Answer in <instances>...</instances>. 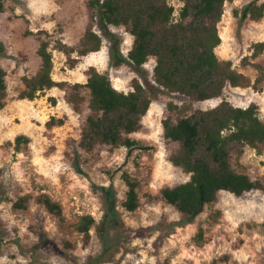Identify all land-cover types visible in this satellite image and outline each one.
Instances as JSON below:
<instances>
[{
	"label": "rangeland",
	"instance_id": "rangeland-1",
	"mask_svg": "<svg viewBox=\"0 0 264 264\" xmlns=\"http://www.w3.org/2000/svg\"><path fill=\"white\" fill-rule=\"evenodd\" d=\"M2 1L0 42L6 47L7 57L0 55V66L7 73L8 91L6 106L0 110V185L7 196L0 205V264H85L90 256L98 255L101 242L96 229L92 230L90 241L75 229L83 215L91 214L97 222L102 218L101 195L93 190L92 184L115 185L119 211L128 228L180 219V213L161 197L162 189L190 179L170 161L178 145L164 137L163 120L169 115L168 104L192 103L193 110H209L217 107L221 99L191 102L168 93L154 81V57L139 71L128 64L114 66L107 39L99 52L80 58L71 68L65 54L54 48L55 41L60 39L79 47L92 23L89 0ZM252 1L227 3L219 24L222 43L216 52L221 60H231L234 68L254 84L259 71L252 65L243 66L242 59L250 57L251 62L261 64L264 69V51L251 58L253 45L264 42V17L242 22L235 15V11ZM171 3L177 9L182 5L180 0ZM93 26L99 30L96 24ZM111 30L122 38L121 51L127 57L133 37L123 27H111ZM39 31L51 34L52 77L57 82L85 84L90 67L107 74L119 91H131L135 78L143 81L152 103L142 128L131 137L148 149L129 153L124 147L100 145L90 153L80 151L79 163L84 174L76 171L74 152L89 114L88 91L82 89L85 100L80 113L74 112L66 102L69 89L47 90L34 101L20 98L25 90L23 77L35 76L41 67L37 49L40 39L48 38L43 34H28ZM73 57L77 58V54ZM224 97L236 107L257 104L264 120V82L251 87L228 84ZM52 118L64 123L49 127L47 123ZM19 136L27 137L29 142L18 150ZM232 164L236 171L264 181V154H257L255 149L244 147L242 154L233 156ZM123 171L130 172L140 182L141 205L135 212L121 206L126 192L121 180ZM44 194L62 205L64 219L51 214L39 202ZM25 196L29 198L27 209H16L14 203ZM201 229L203 241L198 237ZM158 236V233L145 238L123 236L119 252L104 264H264V192L255 190L241 197L220 192L218 199L194 223L178 228L162 243L157 241Z\"/></svg>",
	"mask_w": 264,
	"mask_h": 264
},
{
	"label": "trees",
	"instance_id": "trees-1",
	"mask_svg": "<svg viewBox=\"0 0 264 264\" xmlns=\"http://www.w3.org/2000/svg\"><path fill=\"white\" fill-rule=\"evenodd\" d=\"M180 2L182 5L177 9L171 0H89L92 23L86 28L79 47L70 46L60 39L55 41L54 48L65 54L71 68L80 58L99 52L107 39L110 42L109 57L114 66L128 64L139 71L154 57V81L168 93L191 102L221 99L217 107L209 110H193L192 103L168 104L169 115L163 120L164 137L178 145L170 155V161L187 173L190 179L162 189L161 197L180 213V219L162 221L145 228H128L119 211L115 185L92 184L93 190L101 195L102 218L97 222L93 215H83L77 220L75 229L86 241L92 239L91 232L96 229L101 252L90 256L85 264L110 262L121 249L125 235L145 238L158 233L157 241L162 243L178 228L194 223L206 207L218 199L220 192H229L238 197L255 190L264 192V181L253 180L248 174L236 171L232 164L233 156L242 154L246 146L255 149L259 155L264 154V120L260 116L259 106L252 103L246 108L236 107L224 97L228 84L232 87H251L264 82V69L261 64L251 62L250 57L242 59L243 66L252 65L259 71L253 84L250 78L234 68L231 60H221L216 52L222 43L219 24L227 3L233 0ZM3 9L4 4L0 0V11ZM235 15L242 22L260 20L264 17V2L254 0L242 10L235 11ZM94 24L99 30L94 28ZM111 27L126 28L133 37V46L127 57L121 51L122 38ZM28 34H43L48 39H40L37 54L41 58V67L38 73L22 79L25 90L20 94L21 99L34 101L47 90L56 87L69 89L66 102L74 112L80 113L85 100L82 89L88 91L89 114L74 152L77 172L84 174L79 163L80 151L90 153L100 145L124 147L129 153L148 149L131 137L142 128L143 118L152 103L151 94L140 78L133 80L129 92L119 91L110 77L95 67L88 69L85 84L57 82L52 77L54 57L51 34L47 31ZM253 50L251 58L254 59L264 51V42L255 43ZM75 53L77 58L73 57ZM0 55L7 57L2 42ZM6 76L5 69L0 66V110L6 106ZM63 123V120L52 118L47 126ZM16 140L18 150L23 143L29 142L25 136H19ZM121 180L126 186L121 206L128 212H135L141 205L140 182L128 171L122 172ZM6 197L0 185V205ZM39 202L51 214L64 219L62 205L50 196H40ZM28 203L29 198L25 196L13 206L24 210ZM198 237L203 241L202 229Z\"/></svg>",
	"mask_w": 264,
	"mask_h": 264
},
{
	"label": "crops",
	"instance_id": "crops-1",
	"mask_svg": "<svg viewBox=\"0 0 264 264\" xmlns=\"http://www.w3.org/2000/svg\"><path fill=\"white\" fill-rule=\"evenodd\" d=\"M38 50V49H37Z\"/></svg>",
	"mask_w": 264,
	"mask_h": 264
}]
</instances>
